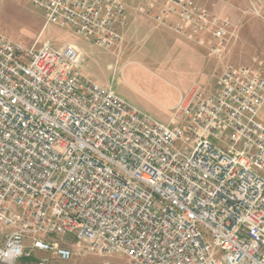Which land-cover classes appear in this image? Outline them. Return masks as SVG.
<instances>
[{"label": "built area", "instance_id": "2783aa9c", "mask_svg": "<svg viewBox=\"0 0 264 264\" xmlns=\"http://www.w3.org/2000/svg\"><path fill=\"white\" fill-rule=\"evenodd\" d=\"M23 1L105 48L131 13L202 45L210 35L211 57L232 36L185 0ZM82 62L72 44L25 49L0 35V264L66 263L74 248L134 264H264V65L194 83L164 124Z\"/></svg>", "mask_w": 264, "mask_h": 264}, {"label": "crops", "instance_id": "0c3cea01", "mask_svg": "<svg viewBox=\"0 0 264 264\" xmlns=\"http://www.w3.org/2000/svg\"><path fill=\"white\" fill-rule=\"evenodd\" d=\"M185 1L193 2L210 16L227 21L230 25L229 30L232 33L230 38V43L232 42L231 45H233L232 51L239 53L240 57L244 55L249 66L264 65V14L258 15L252 12L250 7L251 0ZM234 22L243 24L241 26H243L244 32L243 34L241 32L242 38L238 42L232 38L234 33L237 35L238 32V25ZM233 23L236 27L234 32L232 31ZM116 30L122 38L116 47V52L112 53L113 56L115 55L116 64L121 63L123 66L137 64L153 74V78L162 82V85H164V80L167 79L178 82L180 85V81L177 80L186 76V74L177 70L182 68V66L187 65L194 70V74L188 84L183 87L173 84L176 86L177 94L172 105L168 107L172 111L177 106L180 97L187 93L194 83H199L208 88H215L217 87V78L226 67H247L246 63L240 65L241 63H238L239 60L236 57H234V60L231 59L229 63H225L215 62L216 57L208 56L209 52L205 45L207 40L210 39V35L204 34L202 36L206 40L205 45H202L198 39L191 40L177 34L169 27L159 25L153 18L131 13L126 18L125 24H117ZM75 45L87 56L93 53L91 50L96 47L92 43L84 44V46L81 44L79 46ZM140 59L143 61L140 62ZM84 63L83 58L81 72L84 77L100 86L112 88L107 80L94 78L93 74L88 72L87 65L85 66ZM112 67V65H109V68ZM114 69H117V66ZM119 96L123 98L121 95ZM124 100L127 101L126 99ZM263 111L264 107L261 114ZM152 112L154 111L152 110ZM157 114L158 117L163 116L162 113ZM261 114L260 116L262 117ZM261 122L264 124L263 119H261Z\"/></svg>", "mask_w": 264, "mask_h": 264}, {"label": "rangeland", "instance_id": "374dc122", "mask_svg": "<svg viewBox=\"0 0 264 264\" xmlns=\"http://www.w3.org/2000/svg\"><path fill=\"white\" fill-rule=\"evenodd\" d=\"M250 7L255 14H264V0H251ZM234 23L233 32L236 29ZM237 25V35L234 33V37L232 38L238 42L242 38L241 35L244 29L241 26L243 24H240V22ZM0 35L21 45L25 49H40L45 43H50L56 48L68 44L74 46H76L75 44L78 46L79 44L83 46L87 43L94 44L96 47L91 50L93 53L87 56L81 52L83 53L84 65H87L88 72L92 73L94 78L107 80L113 90L126 99L133 107L164 124H168L173 117V111L168 108L174 102L175 95L177 94L176 86L173 84L183 87L189 83L194 74L192 68H189L187 65L182 66V68H178L177 70L183 72L186 76L177 80L180 81V85L178 82L176 83L169 79L164 80V85H162V82L156 81L153 78V74L137 64L127 66H123L121 63L116 64L115 55H112L113 52H116V47L105 48L87 41L75 35L70 27L48 25L45 13L34 7L31 3L23 0H0ZM231 43L226 44V50L223 54L216 56L214 61L229 63L231 59L234 60V57H236L239 60L238 63H241L240 65L245 64L246 57L244 55L240 57L239 53L234 52V50L232 51L233 45ZM142 61L140 59V62ZM109 65L113 67L109 68ZM115 66H117V69H114ZM152 110L156 113L152 112ZM157 113H162L163 116L158 117ZM261 115L262 117L259 116V118L264 121V111ZM177 147L179 146L177 145ZM62 243L65 246L74 247L73 242L69 238L63 240ZM74 249L73 259L66 263H62L56 259L53 260L47 254H38L34 258L21 259L16 264H39L41 261H44L46 264H134L127 257L86 255L80 254L77 248Z\"/></svg>", "mask_w": 264, "mask_h": 264}]
</instances>
